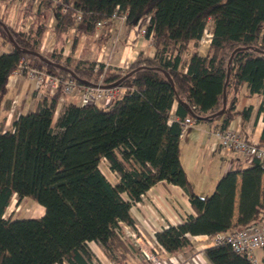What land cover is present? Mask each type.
Listing matches in <instances>:
<instances>
[{
	"label": "trees",
	"instance_id": "1",
	"mask_svg": "<svg viewBox=\"0 0 264 264\" xmlns=\"http://www.w3.org/2000/svg\"><path fill=\"white\" fill-rule=\"evenodd\" d=\"M20 1L24 22L17 26L8 21L13 2L0 0V41L12 45L0 52V109L9 77L24 59L79 83H96L102 76V83L111 85L134 71L117 85L123 92L109 106L69 100L56 117L60 86L55 92L43 90L34 107L19 113L9 127L5 120L0 122V264H99L90 241L99 242L114 264H146L138 259L139 246L124 237L123 224L135 228L132 205L165 180L186 189L194 210L184 221L156 231L155 240L165 255L192 248L190 235L227 233L264 217L260 158L248 165L236 158L215 190L201 195L180 156L181 120L186 115L197 122L218 121L221 128L239 113L244 121L250 117L251 105L238 108L245 85L250 94L261 96L264 120V0ZM116 9L127 12L128 28L147 19L152 54L141 50L126 69L64 54L73 28L72 52L81 34H94L97 22L108 20ZM53 15L57 39L45 52L41 44ZM25 19H31L28 28ZM210 25L212 39L203 45ZM240 46L247 48L237 50L229 64ZM25 49L71 68L77 78ZM225 85L224 112L207 119L223 107ZM260 141L264 142V128ZM102 163L115 173V182ZM14 195L18 201L33 199L44 213L5 216ZM204 255L205 264H264V256L253 262L228 243L209 245Z\"/></svg>",
	"mask_w": 264,
	"mask_h": 264
},
{
	"label": "crops",
	"instance_id": "2",
	"mask_svg": "<svg viewBox=\"0 0 264 264\" xmlns=\"http://www.w3.org/2000/svg\"><path fill=\"white\" fill-rule=\"evenodd\" d=\"M15 8L22 18V6L17 3L9 9L10 20L13 23L19 22L18 25L22 26L23 20L18 21L19 15L14 18L13 9ZM54 19V15L51 16L50 27L41 44V48L44 51L52 50L56 43L57 33L54 31ZM144 21H147V19H141L137 24V28H128L125 22L120 19L109 20L103 25L97 26L95 33L92 35L81 34L77 47L73 52L71 51V42L75 29H72L66 42L64 54H72L75 59L93 60L103 62L108 66H120L126 69L141 50L146 54L153 53L149 37L142 34L139 30L140 27H145ZM201 50L205 52V46ZM42 88H36L35 83L25 77V75H10L8 91L0 109V122L5 120V126L9 127L19 113L33 108L37 98H41L40 95L43 94ZM17 98H19L21 104L23 103L20 107L21 110H15L12 103ZM66 100L79 102L81 97L79 93H75L67 96ZM261 103V96L250 94L248 86L245 85L238 108L243 110L246 106L251 105L253 108L251 115L244 121L239 113L229 125L237 126L245 137L260 141L264 128L263 114L259 112ZM176 107L177 101L174 103L173 109L175 110ZM217 124L218 121H200L195 126L187 128L181 136V161L189 175L194 190L201 195H208L215 190L219 178L235 164L234 162L237 158L235 154L227 155L223 151L218 137L214 134V128ZM242 161L244 165L250 164L244 159L240 160V162ZM110 172L112 171L110 170ZM112 173L116 176L114 172ZM262 185L264 187V175ZM239 190L240 182L238 184L235 221L238 218ZM131 211L136 226L135 228L129 226L137 231L141 238L149 241L155 240L156 231L162 230L170 224H178L184 221L189 214L194 213L189 193L186 189L166 180L152 186L142 196L141 200L132 205ZM123 225L125 227L128 224ZM207 236L208 234L190 235V240L194 246L186 248L182 253L188 255L193 251L209 246L210 243ZM89 246L101 259L104 251L101 248V244L96 241H90ZM260 254L263 255V252L260 251ZM106 258H108L107 255Z\"/></svg>",
	"mask_w": 264,
	"mask_h": 264
},
{
	"label": "built area",
	"instance_id": "3",
	"mask_svg": "<svg viewBox=\"0 0 264 264\" xmlns=\"http://www.w3.org/2000/svg\"><path fill=\"white\" fill-rule=\"evenodd\" d=\"M126 17L127 12L120 13L116 9L108 20L98 21L97 26H101L112 19H120L122 22H125ZM80 19L81 15L78 14L77 20ZM133 27L137 28L138 26L135 25ZM139 30L142 34L146 35L147 30L145 27H140ZM212 35V27H206L201 43L203 45L209 43L212 39ZM148 37L150 43H152V33ZM11 75H26L29 79L35 82L36 86L39 88L45 87L50 92H55L60 86H62V96L60 99H64V97L68 95L79 93L81 102L83 103H97L109 106L123 92V89L117 85H104L102 83V76L96 83H79L74 79L64 78L59 74H53L34 66L30 59L22 60L18 67L13 70ZM12 103L14 107H16L18 104L17 99H14ZM196 124L197 120L195 117L186 115L181 120L182 135L187 128L195 126ZM214 134L218 137L220 145L227 155L235 154L237 158L244 159L249 163H252L254 158L257 157L261 159L264 166V142L255 141L245 137L237 126L229 125L225 128L216 126L214 128ZM124 231L127 233L129 238L134 240V242L136 241L137 243L142 241V238L139 236L137 231L129 225H125ZM207 239H209L210 245L228 243L235 251L247 255L250 260L259 263L264 256V217L248 226L236 228L227 233H216L212 236L208 235ZM149 242L151 243V246L141 245V254L151 264H201L196 256H192L191 259H189V256L182 252L165 255L166 250L156 240ZM198 251L205 258L204 249H199ZM257 251H262L263 255L261 256V254L257 253Z\"/></svg>",
	"mask_w": 264,
	"mask_h": 264
},
{
	"label": "rangeland",
	"instance_id": "4",
	"mask_svg": "<svg viewBox=\"0 0 264 264\" xmlns=\"http://www.w3.org/2000/svg\"><path fill=\"white\" fill-rule=\"evenodd\" d=\"M12 2H13L12 5L14 6V4H17V3L19 4L21 1L20 0H12ZM1 3L7 4V3H9V1H7V0H1ZM13 15H14V18H16L19 15L18 14V11L16 10V8L13 9ZM8 19H9L8 21H10V23L14 24L13 21L10 20V18H8ZM18 21H22V18L20 17V15L18 16ZM25 21H26V23H24L25 24V27L28 28L29 25L31 24V19H28V20L25 19ZM22 22H24V21H22ZM15 24H17V23L15 22ZM17 26H20V24L19 25L17 24ZM209 27L211 28V25ZM11 47H12V45L10 43L6 45V44H4V43H2L0 41V52L7 51ZM25 77H27V76L25 75ZM29 80H31V79H29ZM37 87L38 86H36V88ZM42 89L44 91L45 90H48L45 87H43ZM40 96L42 97L43 94H41ZM68 96H70V95H68ZM66 98H67V96H65L64 99H60L59 106H58L57 112H56V117L59 115V113L62 111L63 107L67 103ZM17 101H18V104L14 108H15V110H17V109L20 110V107H21V105L23 103L21 104L19 98H17ZM101 168L104 171V173L113 182L116 181V176H114V174L112 172H110V170L108 169V167H107V165L105 163H102L101 164ZM43 212H44V207L41 204L35 202L33 199H31V198H24L21 201H18L17 196L14 195V197L12 199V202L9 205L8 209H7V214L6 215H9V214L13 213L15 216H39ZM124 237L129 238V236H127V233L125 231H124ZM135 243H136V241H135ZM136 244L139 246V249L140 250H141V245H143V246H145V245L151 246V243L149 242V240L148 239L146 240L144 238H142V241L141 242L139 241ZM95 248H97V247L95 246ZM101 248H102V245H101ZM90 249L92 250V247H90ZM102 250H103V248H102ZM257 253L260 254V251H257ZM94 255L97 257L99 264H111V261H113L112 264L115 263L114 260L106 258V255H105L104 251H103V254H102V258L101 259L99 258V256L97 255V253L94 252ZM188 256H189V259H191L192 256H196V258L199 260V262L201 264H205V262H206L204 256L201 255L198 250L193 251L192 253L188 254ZM261 256H262V254H261ZM138 259L144 260L145 257L142 254H139ZM146 264H151V263L149 261H147ZM193 264H196V263H193Z\"/></svg>",
	"mask_w": 264,
	"mask_h": 264
},
{
	"label": "water",
	"instance_id": "5",
	"mask_svg": "<svg viewBox=\"0 0 264 264\" xmlns=\"http://www.w3.org/2000/svg\"><path fill=\"white\" fill-rule=\"evenodd\" d=\"M5 28L7 29V31L9 32V36H10V39L12 40V42L16 44L15 40H14V37L12 35V33L9 31V28L7 25H5ZM243 48H247V46H240V47H237L236 49L233 50L230 58H229V64L232 62V59H233V56L235 54V52L239 49H243ZM258 49V48H257ZM25 51H28L29 53L31 54H36L38 56H40L44 61L46 62H49V63H53L54 65L58 66V67H61V68H64L66 70H68L75 78H77V74L74 72V70H72L71 68L69 67H66L64 66L63 64L61 63H58V62H53L52 60H50L49 58H47L46 56H44L42 53L38 52V51H35V50H30V49H25ZM134 70H131L130 72L128 73H125L119 80L115 81L113 84H111L110 86H115V85H118L125 77H127L128 75L132 74ZM167 77L169 78V80L171 81V83L174 85V82H173V79L170 75V73L168 71H165ZM229 77H230V66L228 67V74H227V82L229 80ZM226 82V83H227ZM226 104H227V94H226V85H225V88H224V98H223V107L216 113L210 115V116H207L206 118H210V117H214L215 115L217 114H221L224 112L225 108H226ZM187 105V104H186ZM187 107L189 108V105H187Z\"/></svg>",
	"mask_w": 264,
	"mask_h": 264
}]
</instances>
